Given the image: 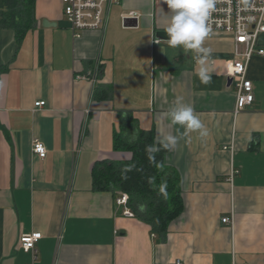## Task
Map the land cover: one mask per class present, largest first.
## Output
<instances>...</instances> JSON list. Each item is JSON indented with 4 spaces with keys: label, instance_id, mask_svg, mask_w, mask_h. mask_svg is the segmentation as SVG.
I'll list each match as a JSON object with an SVG mask.
<instances>
[{
    "label": "crops",
    "instance_id": "0c3cea01",
    "mask_svg": "<svg viewBox=\"0 0 264 264\" xmlns=\"http://www.w3.org/2000/svg\"><path fill=\"white\" fill-rule=\"evenodd\" d=\"M169 11L164 0H119L104 29L76 37L62 0H36L22 42L0 28V264H264V56L249 64L255 101L237 113L227 76L233 39L205 41L204 84L195 54L167 43ZM257 44L264 49V34ZM177 98L209 135L189 133L166 153L185 207L160 236L125 216L122 194L94 190L92 172L97 162L131 158L114 148L124 117L158 143L182 134L166 116ZM35 139L47 147L44 160ZM34 232L43 238L27 252L20 237Z\"/></svg>",
    "mask_w": 264,
    "mask_h": 264
},
{
    "label": "trees",
    "instance_id": "16d2710c",
    "mask_svg": "<svg viewBox=\"0 0 264 264\" xmlns=\"http://www.w3.org/2000/svg\"><path fill=\"white\" fill-rule=\"evenodd\" d=\"M35 6L36 0H0V28L14 30L22 42L35 25ZM97 94L98 98L109 96L107 90H98ZM149 145L160 147L155 159L156 163L163 164L162 169L150 163L145 151ZM114 148L116 152L131 154V158L97 162L92 172L94 190L111 192L115 197L127 194L128 207L135 217L150 225L155 234L166 235L170 224L182 215L185 207L180 174L165 162L168 149L156 141L153 131L142 130L133 117L122 119L114 136ZM153 176L155 185L148 182ZM162 181L167 183L166 196L159 191ZM140 204L146 205L143 212L138 210Z\"/></svg>",
    "mask_w": 264,
    "mask_h": 264
},
{
    "label": "built area",
    "instance_id": "2783aa9c",
    "mask_svg": "<svg viewBox=\"0 0 264 264\" xmlns=\"http://www.w3.org/2000/svg\"><path fill=\"white\" fill-rule=\"evenodd\" d=\"M119 0H62L64 16L76 37L86 30H102L106 27V11ZM137 18L132 13L127 19ZM209 25L211 34L225 35L235 43V59L228 62L227 76L237 90L236 112L248 108L255 101L253 83L248 79V69L254 54L264 56V49L258 48V39L264 34V0H217L216 8L212 12ZM210 34V35H211ZM45 102L36 103V108L45 106ZM33 153L40 159H46L48 150L39 139L33 141ZM129 197L122 194L117 199L118 206H128ZM125 216L134 217L126 209ZM224 223H231V218L223 219ZM43 238L39 232L23 234L20 237L22 248L36 252L37 243ZM175 264H183L180 261Z\"/></svg>",
    "mask_w": 264,
    "mask_h": 264
},
{
    "label": "clouds",
    "instance_id": "9594fccd",
    "mask_svg": "<svg viewBox=\"0 0 264 264\" xmlns=\"http://www.w3.org/2000/svg\"><path fill=\"white\" fill-rule=\"evenodd\" d=\"M167 4L169 20L165 29L169 39L167 43L172 48H182L195 54L196 62L199 65L197 76L204 84L211 83V75L208 62L212 54V49L205 47V41L211 34L209 19L216 8L217 0H164ZM171 126H180L184 132L179 135L167 134L160 140V145L164 149L171 150L178 140L188 136L189 133H198L199 137L205 138L209 135V130L201 121L199 115L190 104L177 98L175 105L166 113ZM177 131H179L177 129ZM150 163H155L157 168L162 169V163H156L155 153L160 151V147L149 145L145 149ZM130 170V169H129ZM149 184L155 185V177H149ZM159 191L167 195V183L161 182ZM146 205H138V210L143 212Z\"/></svg>",
    "mask_w": 264,
    "mask_h": 264
},
{
    "label": "water",
    "instance_id": "95a60500",
    "mask_svg": "<svg viewBox=\"0 0 264 264\" xmlns=\"http://www.w3.org/2000/svg\"><path fill=\"white\" fill-rule=\"evenodd\" d=\"M44 24L46 25V24H48L46 21L44 22ZM54 26V25H53ZM232 79H229V84L231 85L232 84Z\"/></svg>",
    "mask_w": 264,
    "mask_h": 264
}]
</instances>
